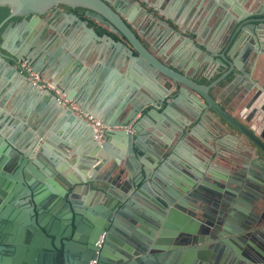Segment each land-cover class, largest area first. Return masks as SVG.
<instances>
[{"label": "water", "instance_id": "95a60500", "mask_svg": "<svg viewBox=\"0 0 264 264\" xmlns=\"http://www.w3.org/2000/svg\"><path fill=\"white\" fill-rule=\"evenodd\" d=\"M193 1L188 0L189 6ZM246 1L233 3L235 18L227 14L232 7L226 2L209 0L202 19L200 7H190L191 20L216 18V32L229 23L222 49L203 52L185 35L174 32L168 39L167 30L153 35L150 23L162 21L155 22L150 12L139 13V6L126 0L121 8L111 0H0V29L14 18L27 24L60 17L61 27L82 32L86 43L108 46L110 58L148 97L140 95L116 107L107 126H128L131 132L106 134L119 148L116 155L92 145L87 162L79 166L84 176L77 180L58 166L69 155V144L41 143L42 130L31 124L21 137L7 135L3 127L9 115L5 97L0 99V264H87L94 259L96 264H264V0H249L252 9L242 12ZM57 6L93 14L105 32L98 34L75 14L54 10ZM215 8L222 13H213ZM135 20L137 34L148 42L132 30ZM178 37L192 74L172 63L174 52L163 55ZM199 53L203 57L196 64ZM0 59L11 67L1 54ZM249 62V67L262 65L261 81L249 77ZM10 71L25 77L16 68ZM195 74L207 83H198ZM161 105V116L169 121L163 124L179 139L189 137L205 157L217 156L225 165L222 171L210 166L196 170L181 187L174 183L179 190L174 191L144 164L145 156L154 160L152 149L141 143L144 136L152 139L158 155L169 148L154 136L149 123L153 112L144 110L151 106L155 112ZM170 108L178 110L182 122L167 119ZM118 116L122 120L115 122ZM204 124L209 136L235 138L232 147L220 153L209 146L196 133ZM82 142L91 144L89 134ZM70 155L72 162L79 161L77 151ZM40 164L46 167L43 174ZM85 188L98 190L102 197H83L79 193ZM150 204L167 215L165 222L147 215L144 206ZM162 226L170 227L172 239H152ZM143 227L148 237L140 233ZM113 251L117 257L110 255Z\"/></svg>", "mask_w": 264, "mask_h": 264}, {"label": "crops", "instance_id": "0c3cea01", "mask_svg": "<svg viewBox=\"0 0 264 264\" xmlns=\"http://www.w3.org/2000/svg\"><path fill=\"white\" fill-rule=\"evenodd\" d=\"M123 0H111L119 8L123 6L120 2ZM217 4L226 2L230 7L226 10L227 14L235 18L233 12V3L239 0H214ZM209 0H194L188 3V0H126V3L137 4L139 13L143 11L150 12L154 15L155 22L162 21L159 25L150 23V31L153 35L163 33L167 30V36L172 34H182L189 37L201 51L223 47L222 35L229 27V23L221 30L216 32V18H210L202 23L201 21L191 20V8H198V18L202 19L206 15L204 11ZM131 6V5H130ZM191 7V8H190ZM252 9V3L249 0L241 4L242 12H248ZM220 15L222 10L215 8L212 11ZM259 17V16H254ZM198 19V20H199ZM20 19H10L6 21L0 29V54L4 56V60L11 64V67L0 59V99L5 97L4 109L9 115L3 130L7 135L21 137L29 130V124L38 126L43 132L41 143L45 144V140L56 145L63 141L70 145L71 151L69 155L63 157L58 162V166L62 169L65 176L70 179L77 180L82 175L79 166L86 163L93 146L101 147L100 149L106 155H116L119 148L111 138H104L102 142L96 143L91 136L89 128L75 115L68 113L67 109L62 107L57 101L58 94L63 95L66 99L76 103L84 112L90 113L105 125L113 123L112 114L116 107L123 102L133 101L139 96H144L142 90L137 85V81L133 77H128L123 67L118 62L110 58V49L105 44L91 42L86 43L82 32L78 30L71 32V26L61 27V18L49 16L43 20L37 19L34 22L29 21L27 24L22 23ZM138 22L133 21L132 30L137 34ZM130 26V24H129ZM172 28L171 29L169 28ZM58 28H63L61 33L57 32ZM97 28L105 32V28L101 24H97ZM196 33L197 35H195ZM264 33V30H263ZM114 37L113 35H111ZM138 38L143 42H148V38L143 34H137ZM116 40L117 38L114 37ZM181 38H176L168 47L164 56H169L174 52L172 63L180 65V68L186 73H193V68L188 59H186V49H180ZM189 48L188 46L186 47ZM203 54H197L196 64H199ZM26 60L34 70L45 80H47L55 93L52 91L40 90L32 86L25 77L20 76L10 70L15 69L14 60ZM264 58H261L263 61ZM250 62L246 64L247 70L250 68L249 77L261 81L260 69L261 64L250 66ZM215 76V75H214ZM198 83H207L200 74H195ZM58 93V94H56ZM213 98V94H211ZM215 102L222 108L224 102L216 100ZM12 109L14 112H12ZM155 112L151 110V106L145 107V111H151V126H154V136L159 140L166 141L169 148L156 154V147L151 145V138L144 136L141 143L145 147L152 149L149 157H143L144 164L155 173L169 188L179 191L175 187H181L184 179L196 170L203 171L205 167L210 166L215 171H222L225 165L217 156L210 157L199 151L193 144L192 140L184 136L179 139L177 133L172 132L163 124L169 123L161 116L164 107L158 106ZM15 117H19L15 119ZM15 119V120H14ZM167 119L182 122L176 108L167 110ZM121 116L116 117L115 122H120ZM182 129V128H181ZM206 125H201L197 134L203 137L207 144L220 152L222 149L231 148L234 139L230 137L209 136ZM89 134L90 145L85 146L82 142V136ZM211 134V133H209ZM25 146V145H24ZM22 146V150H24ZM78 152L76 163L72 162V154ZM221 153V152H220ZM77 158V156H76ZM40 172L46 171L44 164H40ZM203 174L207 177L206 172ZM202 176V174H201ZM83 197H91L98 199L102 194L98 190L91 191L90 188L83 189L80 193ZM100 199V198H99ZM147 215L151 217H160L161 222L166 221V214L160 208L154 205L144 206ZM140 233L148 237L147 228L143 227ZM173 231L168 226H162L154 234L152 239H161L167 241L172 239ZM116 256L115 252L110 253Z\"/></svg>", "mask_w": 264, "mask_h": 264}, {"label": "built area", "instance_id": "2783aa9c", "mask_svg": "<svg viewBox=\"0 0 264 264\" xmlns=\"http://www.w3.org/2000/svg\"><path fill=\"white\" fill-rule=\"evenodd\" d=\"M13 66L18 69L27 79V81L34 87L40 90L52 91L55 93V90L52 88L50 83L42 78L32 67V65L26 60H14ZM58 94V93H56ZM57 101L59 104L69 110L73 115L83 121L92 131V139L96 143H100L105 138L106 134L112 131H126L131 132L130 127H109L103 124L100 120L95 118L90 113L84 112L80 107L66 99L63 95L58 94ZM95 246L100 247V242H96ZM87 264H96V260H90Z\"/></svg>", "mask_w": 264, "mask_h": 264}, {"label": "flooded vegetation", "instance_id": "af4514ba", "mask_svg": "<svg viewBox=\"0 0 264 264\" xmlns=\"http://www.w3.org/2000/svg\"><path fill=\"white\" fill-rule=\"evenodd\" d=\"M54 10H57L60 13H62V12H71V13L75 14L77 17L81 18L82 20H86L87 22H88V20H91L92 24H88V25L94 27L96 32L98 30V28H97V24L98 23L94 21L95 16L93 14H91V13L84 14L83 11L81 12L80 10H76V9L75 10H67V9L61 8V6H57L56 8H54Z\"/></svg>", "mask_w": 264, "mask_h": 264}, {"label": "trees", "instance_id": "16d2710c", "mask_svg": "<svg viewBox=\"0 0 264 264\" xmlns=\"http://www.w3.org/2000/svg\"><path fill=\"white\" fill-rule=\"evenodd\" d=\"M61 8H64V9H66L64 6H61ZM67 10H69V9H67ZM76 10H80V9H76ZM81 12H82V10H80ZM15 19H18V18H15ZM88 24H92V21L91 20H88ZM97 33H99V34H102V31L101 30H97Z\"/></svg>", "mask_w": 264, "mask_h": 264}]
</instances>
